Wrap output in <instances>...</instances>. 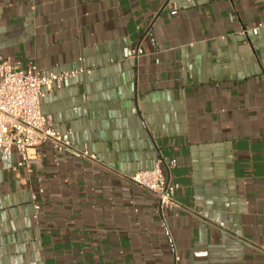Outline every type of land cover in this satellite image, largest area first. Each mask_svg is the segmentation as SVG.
I'll return each instance as SVG.
<instances>
[{"label": "crops", "instance_id": "crops-1", "mask_svg": "<svg viewBox=\"0 0 264 264\" xmlns=\"http://www.w3.org/2000/svg\"><path fill=\"white\" fill-rule=\"evenodd\" d=\"M0 57L90 70L41 112L101 161L0 155V264H264V0H0ZM158 161L181 210L128 181Z\"/></svg>", "mask_w": 264, "mask_h": 264}, {"label": "built area", "instance_id": "built-area-1", "mask_svg": "<svg viewBox=\"0 0 264 264\" xmlns=\"http://www.w3.org/2000/svg\"><path fill=\"white\" fill-rule=\"evenodd\" d=\"M141 54L139 49L132 51L134 59ZM78 73L90 74V70L41 72L36 67L21 69L0 57V155L4 160L7 161L15 153L20 158L17 167H25L32 173V167L38 166V161L31 160L28 151L49 145L59 154H74L92 164L101 165L93 154L80 151L63 139L56 132L52 117L41 112V101L45 96L54 89H61L66 80ZM161 164L162 161H158L153 169L130 175L128 181L153 195L160 212L181 210L175 197L179 186L165 177ZM175 166L176 161H171L167 170ZM32 201L36 217L40 210L36 195H33ZM217 227L223 228V225L217 224Z\"/></svg>", "mask_w": 264, "mask_h": 264}]
</instances>
